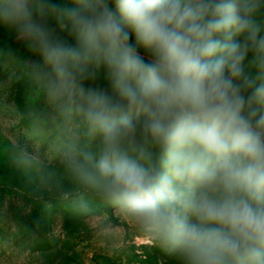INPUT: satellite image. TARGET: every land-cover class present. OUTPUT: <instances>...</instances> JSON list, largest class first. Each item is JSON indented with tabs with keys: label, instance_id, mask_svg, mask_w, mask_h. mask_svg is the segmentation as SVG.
Masks as SVG:
<instances>
[{
	"label": "clouds",
	"instance_id": "clouds-1",
	"mask_svg": "<svg viewBox=\"0 0 264 264\" xmlns=\"http://www.w3.org/2000/svg\"><path fill=\"white\" fill-rule=\"evenodd\" d=\"M0 27L40 58L74 190L169 264H264V0H0Z\"/></svg>",
	"mask_w": 264,
	"mask_h": 264
},
{
	"label": "rangeland",
	"instance_id": "rangeland-1",
	"mask_svg": "<svg viewBox=\"0 0 264 264\" xmlns=\"http://www.w3.org/2000/svg\"><path fill=\"white\" fill-rule=\"evenodd\" d=\"M39 59L0 27V264H169L119 209L74 190L60 160L55 116L25 74L26 62ZM18 141L54 175L11 168Z\"/></svg>",
	"mask_w": 264,
	"mask_h": 264
},
{
	"label": "trees",
	"instance_id": "trees-1",
	"mask_svg": "<svg viewBox=\"0 0 264 264\" xmlns=\"http://www.w3.org/2000/svg\"><path fill=\"white\" fill-rule=\"evenodd\" d=\"M109 205V204H108Z\"/></svg>",
	"mask_w": 264,
	"mask_h": 264
}]
</instances>
